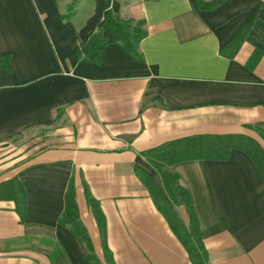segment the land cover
Instances as JSON below:
<instances>
[{
	"label": "crops",
	"instance_id": "crops-1",
	"mask_svg": "<svg viewBox=\"0 0 264 264\" xmlns=\"http://www.w3.org/2000/svg\"><path fill=\"white\" fill-rule=\"evenodd\" d=\"M120 18L143 21V60L110 44L99 62L78 59L72 1L0 0V184L19 178L27 216L0 199V264H93L60 225L74 179L80 219L100 264L99 201L114 264H193L136 169L164 195L142 155L196 135L251 137L264 130V0H118ZM68 9L72 12L66 14ZM255 21L240 44L234 38ZM61 112L62 115H59ZM190 197L210 264H264V179L253 159L193 160L170 168ZM185 230L187 206H173Z\"/></svg>",
	"mask_w": 264,
	"mask_h": 264
},
{
	"label": "trees",
	"instance_id": "trees-1",
	"mask_svg": "<svg viewBox=\"0 0 264 264\" xmlns=\"http://www.w3.org/2000/svg\"><path fill=\"white\" fill-rule=\"evenodd\" d=\"M225 0L200 1L203 9L212 10ZM95 12L79 29L80 46L77 50L80 62H99L103 51L110 44L120 45L131 56L143 60L140 43L146 37L143 21H125L119 16L118 0H94ZM255 21L245 24L234 38L237 45L245 40ZM59 115H62L61 112ZM264 140V130L260 125L253 127ZM233 149L246 152L255 162L264 179V148L249 136L236 135H196L169 141L149 150L142 155L160 175L166 195L162 193L155 180L140 169H136L138 177L150 192L158 210L168 221L172 231L186 248L193 264H210L208 252L204 247L195 214L190 208V197L180 186L179 177L170 170L172 166L184 161L193 160H229ZM86 201L98 223L105 260L114 264L111 251L107 246L106 220L99 201L91 194L87 184L84 185ZM0 199L15 202L20 221L25 222L27 216L26 191L19 178H12L0 184ZM173 206H187L190 214V228L185 230ZM60 225L69 228L84 243L86 259L93 264H100L94 251L89 233L80 219L76 200L74 179L71 178L65 193V209L59 218Z\"/></svg>",
	"mask_w": 264,
	"mask_h": 264
},
{
	"label": "rangeland",
	"instance_id": "rangeland-1",
	"mask_svg": "<svg viewBox=\"0 0 264 264\" xmlns=\"http://www.w3.org/2000/svg\"><path fill=\"white\" fill-rule=\"evenodd\" d=\"M68 1H72V4H75V7H77V10H79L80 14L82 15L86 14V12H88V10L90 9V7H92V5H95L94 0H68ZM66 10L67 9H65L66 14H70V12H72L69 9L68 11ZM93 13L91 15H93Z\"/></svg>",
	"mask_w": 264,
	"mask_h": 264
}]
</instances>
